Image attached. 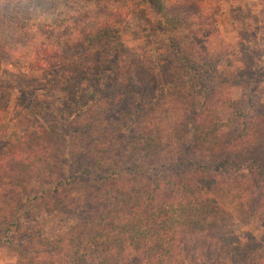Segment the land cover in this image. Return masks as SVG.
<instances>
[{"label":"trees","instance_id":"1","mask_svg":"<svg viewBox=\"0 0 264 264\" xmlns=\"http://www.w3.org/2000/svg\"><path fill=\"white\" fill-rule=\"evenodd\" d=\"M219 1L142 0L183 69L145 99L121 73L120 24L133 0H0V57L8 66L42 73L51 57L77 50L74 65L98 76L91 98L83 103L81 93L50 123L35 109L39 126L23 136L11 128L21 107L0 105L1 244L11 243L23 218L67 210L79 216L67 231L50 241L24 236L26 251L18 252L36 251L44 264H235L220 256L233 250L215 230L228 209L249 216L264 145L261 123L223 90L222 70L196 55L190 36ZM62 88L73 100L76 92ZM162 110L172 117L169 136ZM259 201L252 215L264 225V196ZM249 251L244 264L256 258Z\"/></svg>","mask_w":264,"mask_h":264},{"label":"rangeland","instance_id":"2","mask_svg":"<svg viewBox=\"0 0 264 264\" xmlns=\"http://www.w3.org/2000/svg\"><path fill=\"white\" fill-rule=\"evenodd\" d=\"M133 8L120 24L121 73L132 92L154 99L160 89L183 74V69L169 49V35L151 26L148 6L142 0H133ZM190 36L196 42V55L202 59L205 53L206 59L216 61L217 69L222 70L225 76L219 83L223 90L237 99L243 112L261 123L264 145V0H220L210 20ZM77 56V50H68L51 57L49 69L42 73L32 71L27 65L8 66L0 57V105L7 110L14 105L21 107L11 123L18 136L39 126L33 115L35 109L43 111L41 122L50 123L69 110V102L81 101V93L83 103L95 93L96 69L79 70L73 63ZM62 80L68 84L63 85ZM63 86L70 93L76 92L73 100ZM161 116V131L169 136L172 117L163 110ZM164 158L166 161L169 156ZM263 179L264 176L252 180L254 187L248 192L246 203L248 217L242 218L228 209L218 219L215 232L220 244L233 250L224 247L220 256L227 255L235 264H244L243 256L249 250L255 252L256 258L246 264H264V225L252 215L264 196ZM78 218V213L67 210L39 211L23 218L18 233L10 237L11 243H0V264H44L36 251L18 252V249L26 251V246L19 244L20 239L37 236L50 241L67 231Z\"/></svg>","mask_w":264,"mask_h":264}]
</instances>
